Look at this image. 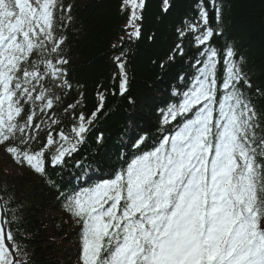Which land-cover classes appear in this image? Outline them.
I'll use <instances>...</instances> for the list:
<instances>
[{
  "label": "snow or ice",
  "instance_id": "1",
  "mask_svg": "<svg viewBox=\"0 0 264 264\" xmlns=\"http://www.w3.org/2000/svg\"><path fill=\"white\" fill-rule=\"evenodd\" d=\"M163 5L167 12L169 0ZM129 7L125 28L139 37L145 0H123L122 9ZM70 9L62 0H0V146L41 176L78 150L104 102L98 93L90 115L76 112L79 100L68 104L71 128L56 131L53 109L72 89L60 54L67 37L58 35ZM198 11L197 22L176 30L197 45L195 71L161 110L155 143L146 146L141 136L111 178L62 193L64 209L81 225L80 264H264V126L233 48L221 56L211 46L218 33L203 4ZM215 14L219 21V6ZM173 51L183 55L182 45ZM123 55L115 57L121 95ZM40 116L46 119L36 122ZM14 221L0 215V264H29L9 227Z\"/></svg>",
  "mask_w": 264,
  "mask_h": 264
},
{
  "label": "trees",
  "instance_id": "2",
  "mask_svg": "<svg viewBox=\"0 0 264 264\" xmlns=\"http://www.w3.org/2000/svg\"><path fill=\"white\" fill-rule=\"evenodd\" d=\"M122 2L62 0L65 9L71 5L59 22L63 27L58 24V35L67 37L60 54L68 61L64 67L72 89L53 109L61 120L56 131L71 128L72 115L63 113L68 104L79 100L76 112L90 115L100 104L98 93L104 96L103 107L78 150L66 156L62 165L49 163L47 174L41 176L16 163L0 146L9 161L22 168L20 173L0 168V198L7 209L6 219L17 217L9 227L29 264H80L81 225L64 209L62 193L84 188L76 185V176L82 172L112 176L125 158L136 153L133 145L142 135L147 137L146 146L155 143L161 110L175 102L174 91L184 89L187 79L181 80V76L187 73L185 78L191 77L195 71L197 45L191 35L180 38L176 30L186 22H197L199 4L208 11L209 26L218 33L211 38V46L221 56L226 47L233 48L234 59L251 85L243 90L264 126V0H169L167 12L163 0H145L142 20L137 21L139 37L128 35L132 31L125 28L129 11L122 9ZM216 6L221 8L219 21ZM177 44L182 45L183 55L173 51ZM121 53L127 75L123 95L115 62ZM42 119L46 117L40 116L36 122ZM45 135L40 132L41 141ZM37 145L32 143L34 149Z\"/></svg>",
  "mask_w": 264,
  "mask_h": 264
},
{
  "label": "rangeland",
  "instance_id": "3",
  "mask_svg": "<svg viewBox=\"0 0 264 264\" xmlns=\"http://www.w3.org/2000/svg\"><path fill=\"white\" fill-rule=\"evenodd\" d=\"M127 9L129 12L131 11L130 7ZM0 168L5 169V171L9 173H20L22 171L21 167L9 161L8 157L5 155V152L1 148H0Z\"/></svg>",
  "mask_w": 264,
  "mask_h": 264
}]
</instances>
